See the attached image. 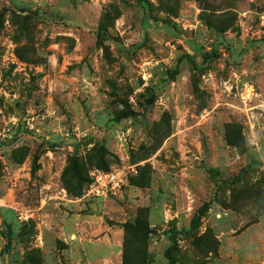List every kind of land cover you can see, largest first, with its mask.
I'll list each match as a JSON object with an SVG mask.
<instances>
[{"label": "rangeland", "instance_id": "374dc122", "mask_svg": "<svg viewBox=\"0 0 264 264\" xmlns=\"http://www.w3.org/2000/svg\"><path fill=\"white\" fill-rule=\"evenodd\" d=\"M0 264H264V0H0Z\"/></svg>", "mask_w": 264, "mask_h": 264}, {"label": "built area", "instance_id": "2783aa9c", "mask_svg": "<svg viewBox=\"0 0 264 264\" xmlns=\"http://www.w3.org/2000/svg\"><path fill=\"white\" fill-rule=\"evenodd\" d=\"M126 167H116L108 171L95 169L90 174L85 196L91 199H104L116 196L122 191L126 180Z\"/></svg>", "mask_w": 264, "mask_h": 264}, {"label": "crops", "instance_id": "0c3cea01", "mask_svg": "<svg viewBox=\"0 0 264 264\" xmlns=\"http://www.w3.org/2000/svg\"><path fill=\"white\" fill-rule=\"evenodd\" d=\"M80 221L82 220V218H80L79 219ZM83 221V220H82ZM72 236H75L76 238H77V240H80V239H82V235L81 236H77L76 234L74 235V234H72V232L70 233ZM69 234V235H70ZM73 246H75L74 248H79V246H80V243L79 242H75V244H73ZM78 251H80L79 249H78ZM77 251V252H78ZM81 252V251H80Z\"/></svg>", "mask_w": 264, "mask_h": 264}, {"label": "trees", "instance_id": "16d2710c", "mask_svg": "<svg viewBox=\"0 0 264 264\" xmlns=\"http://www.w3.org/2000/svg\"><path fill=\"white\" fill-rule=\"evenodd\" d=\"M100 170H103V171H108L109 169H106V170H105V169H100ZM89 182H90V179H89L88 183H89Z\"/></svg>", "mask_w": 264, "mask_h": 264}]
</instances>
